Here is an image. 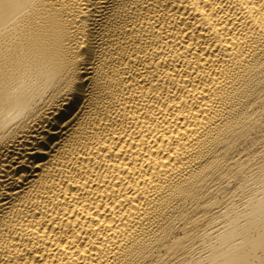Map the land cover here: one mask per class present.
I'll return each instance as SVG.
<instances>
[{"label":"bare ground","instance_id":"1","mask_svg":"<svg viewBox=\"0 0 264 264\" xmlns=\"http://www.w3.org/2000/svg\"><path fill=\"white\" fill-rule=\"evenodd\" d=\"M0 264H264V0H0Z\"/></svg>","mask_w":264,"mask_h":264}]
</instances>
